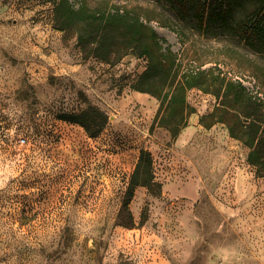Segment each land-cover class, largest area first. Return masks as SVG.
<instances>
[{"label": "rangeland", "instance_id": "1", "mask_svg": "<svg viewBox=\"0 0 264 264\" xmlns=\"http://www.w3.org/2000/svg\"><path fill=\"white\" fill-rule=\"evenodd\" d=\"M54 1L0 0V264H264V180L226 125L199 122L217 98L190 90L196 112L173 141L153 125L157 99L132 88L147 61L86 57L75 32L54 28ZM82 1L133 10L183 67L216 68L264 98L249 69L260 56L162 0ZM91 107L108 118L98 137L60 119ZM143 149L162 191L138 188L135 227L117 226Z\"/></svg>", "mask_w": 264, "mask_h": 264}, {"label": "trees", "instance_id": "2", "mask_svg": "<svg viewBox=\"0 0 264 264\" xmlns=\"http://www.w3.org/2000/svg\"><path fill=\"white\" fill-rule=\"evenodd\" d=\"M74 1H54V28L63 33L75 32L86 57L119 62L130 51L144 58L146 69L132 88L157 99L159 107L154 126L166 129L172 140H177L196 112L188 101L189 91L199 89L213 94L218 103L212 112L200 117V124L206 129L219 123L226 125L230 136L249 149L248 163L264 180L263 101L251 94L241 81L222 76L216 68L183 67L171 47H165L156 30L133 10L115 6L92 9L84 1L79 6ZM162 1L181 21L191 23L199 32L233 39L264 60V0ZM252 63L249 69L264 87V65ZM60 119L81 125L92 138L98 137L108 122L93 107L80 114H62ZM141 187L153 196L162 191V185L155 178L152 154L144 149L127 186L117 226L135 227L130 204ZM147 211L146 208L142 212L141 224L148 220Z\"/></svg>", "mask_w": 264, "mask_h": 264}, {"label": "built area", "instance_id": "3", "mask_svg": "<svg viewBox=\"0 0 264 264\" xmlns=\"http://www.w3.org/2000/svg\"><path fill=\"white\" fill-rule=\"evenodd\" d=\"M239 79H240V78H239ZM240 80H241V79H240ZM241 82L243 83V80H241ZM256 97H257V98H259L261 101H263V100H264V98H263V96H262V95H261V96H259V97L256 95Z\"/></svg>", "mask_w": 264, "mask_h": 264}]
</instances>
